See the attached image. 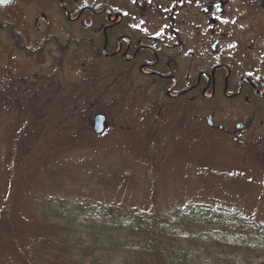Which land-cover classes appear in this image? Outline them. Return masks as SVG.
<instances>
[{"label":"rangeland","instance_id":"obj_1","mask_svg":"<svg viewBox=\"0 0 264 264\" xmlns=\"http://www.w3.org/2000/svg\"><path fill=\"white\" fill-rule=\"evenodd\" d=\"M235 8L241 9L235 5L234 12H238ZM248 14L252 35L264 24V12L254 8ZM205 21L203 17V24ZM77 30H73L76 38ZM56 34L60 43L66 41L67 35ZM203 44L210 46L211 38L203 39ZM55 53L57 67L69 62L68 56L63 60L65 56ZM81 53L84 51H76L77 59L82 58ZM50 63L48 55L33 71L45 70ZM71 63L66 69L69 73L60 77L61 83L26 87L20 99L17 94L12 97L9 108L0 106V215L3 206L7 207L6 220L0 219V264H74L91 241L90 222L97 221L109 205L120 209L107 224L114 235H124L118 227L132 210L154 213L176 231L180 225L173 222L172 215L204 205L238 208L264 222V154L254 150L256 146L241 149L225 134L211 133L207 127L212 115L216 128L236 124L229 103L221 111L212 107L211 100L187 103L182 109L181 103L170 102L159 87L145 80H135L132 88L123 83L121 89L114 84L111 64H106V77L97 84L79 80L81 65L74 68ZM95 64L91 63L97 73ZM100 69L103 71L102 66ZM3 72L0 64V75ZM6 86L7 80L0 76V93ZM34 92L36 99L31 98ZM101 94L105 97L97 98ZM73 103L86 112L66 115ZM187 113L191 118L188 126L180 122ZM97 114L108 119L102 136L93 132ZM228 114L233 116L228 118ZM246 114L248 121L252 111L247 109ZM261 119L264 112L255 116L256 124L246 134L250 141L264 138ZM199 123L201 130L197 131ZM17 144L19 155H13ZM13 158L18 161L14 163ZM44 200L72 217L74 213L80 222L72 226L51 223L50 215L41 213ZM117 243L106 241L105 261L117 264L127 258L131 246L127 249ZM129 257L151 258L132 251Z\"/></svg>","mask_w":264,"mask_h":264},{"label":"flooded vegetation","instance_id":"obj_2","mask_svg":"<svg viewBox=\"0 0 264 264\" xmlns=\"http://www.w3.org/2000/svg\"><path fill=\"white\" fill-rule=\"evenodd\" d=\"M235 5L241 8H235L238 12L232 10ZM254 8L264 12V0H0V76L8 83L0 93V106L9 108L6 100L21 97L26 87L61 83L72 60L74 68L81 65L78 79L93 83L103 81L105 66L111 64L121 89L123 83L132 88L135 80H145L182 109L211 100L221 111L229 103L238 121L216 128L212 115V129L239 148L256 146L262 155L264 138L250 141L246 136L255 116L264 112V24L250 34L248 10ZM57 32L67 35L65 42H59ZM205 38H211L210 46L203 44ZM55 51L70 63L57 67ZM48 55L51 63L34 72ZM91 63H96L97 73ZM247 109L252 115L245 121ZM180 122L188 126L190 113ZM260 126L264 128V119Z\"/></svg>","mask_w":264,"mask_h":264},{"label":"trees","instance_id":"obj_3","mask_svg":"<svg viewBox=\"0 0 264 264\" xmlns=\"http://www.w3.org/2000/svg\"><path fill=\"white\" fill-rule=\"evenodd\" d=\"M19 149V144L15 145L13 155H19ZM17 161L18 158H13L14 163ZM41 205V213L49 214L51 223L72 226L80 222L74 213L72 217V213L45 200ZM6 209L4 205L2 221L7 218ZM119 210L114 205L104 207L98 220L90 222L91 241L74 264H114L102 257L106 241L110 240H117V245L127 249L131 246L127 258L117 264H264V222L238 208L227 210L204 205L199 209H184L172 215L173 222L180 225L178 231L154 213L132 210L118 227L124 235H114L107 224ZM178 234L185 237L179 238ZM131 251L133 255L147 254L151 258H130Z\"/></svg>","mask_w":264,"mask_h":264},{"label":"water","instance_id":"obj_4","mask_svg":"<svg viewBox=\"0 0 264 264\" xmlns=\"http://www.w3.org/2000/svg\"><path fill=\"white\" fill-rule=\"evenodd\" d=\"M104 123H105V118L103 116H97L95 119V132L97 134H101L104 131Z\"/></svg>","mask_w":264,"mask_h":264},{"label":"snow or ice","instance_id":"obj_5","mask_svg":"<svg viewBox=\"0 0 264 264\" xmlns=\"http://www.w3.org/2000/svg\"><path fill=\"white\" fill-rule=\"evenodd\" d=\"M232 47H235V45H232Z\"/></svg>","mask_w":264,"mask_h":264}]
</instances>
